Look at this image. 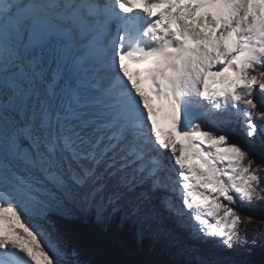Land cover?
<instances>
[{
  "label": "snow or ice",
  "instance_id": "6c2138e0",
  "mask_svg": "<svg viewBox=\"0 0 264 264\" xmlns=\"http://www.w3.org/2000/svg\"><path fill=\"white\" fill-rule=\"evenodd\" d=\"M236 125L264 148V0H0V264H253Z\"/></svg>",
  "mask_w": 264,
  "mask_h": 264
},
{
  "label": "rangeland",
  "instance_id": "374dc122",
  "mask_svg": "<svg viewBox=\"0 0 264 264\" xmlns=\"http://www.w3.org/2000/svg\"><path fill=\"white\" fill-rule=\"evenodd\" d=\"M229 134L231 135L232 141L237 143L239 142L240 145H242L244 148H246L252 157H254L256 164L264 166V148H261L259 145L252 146L244 137L243 134V125H236L234 126L233 130L229 131ZM243 141V142H241ZM177 206V205H176ZM178 207V206H177ZM237 211L241 214V217L246 219L247 217H252L253 219L251 221L247 220L248 222H253L262 225L263 233H264V202H253L252 205H247L243 203H238ZM189 225V224H188ZM255 230V228H254ZM188 231L191 232V229L188 228ZM241 235V233H240ZM242 239L243 236L241 235ZM264 239V235L260 236L259 238H255L252 241H247L246 244L242 245L243 249L238 250L240 252H243L245 248L251 249V255L247 258L250 259L253 256H256L257 249L260 248V245L262 243V240ZM239 246V245H238Z\"/></svg>",
  "mask_w": 264,
  "mask_h": 264
},
{
  "label": "trees",
  "instance_id": "16d2710c",
  "mask_svg": "<svg viewBox=\"0 0 264 264\" xmlns=\"http://www.w3.org/2000/svg\"><path fill=\"white\" fill-rule=\"evenodd\" d=\"M241 220L243 221V223L241 225L242 231L240 233L243 236V239H246V240L248 239L247 241H252L253 239L259 238L260 236L264 235L263 228L261 227L262 225L253 223V222H248L243 217H241ZM81 231L85 233H92L95 230L89 227L86 229H82ZM81 242L82 241L80 240L77 241V243H81ZM93 258H101V257H93ZM103 258H108V259H165L166 257L157 256L155 254H149L147 252V248H145L143 253H140V254L107 256ZM249 260L253 261V264H262V262H264V239L262 240L260 248L257 249L256 256L251 257Z\"/></svg>",
  "mask_w": 264,
  "mask_h": 264
},
{
  "label": "bare ground",
  "instance_id": "6f19581e",
  "mask_svg": "<svg viewBox=\"0 0 264 264\" xmlns=\"http://www.w3.org/2000/svg\"><path fill=\"white\" fill-rule=\"evenodd\" d=\"M132 71H136V69H132ZM158 119H163V123H164V125H165V127H169V125H168V123H167V120L165 119V116H164V113H161L160 114V116L158 117ZM162 121V120H161ZM234 129V126H233V128H231V129H229L228 131H230V130H233ZM241 142H243V141H241ZM238 144H240L239 142H237ZM205 148H207V145H205L204 146ZM188 163L190 164V165H195L194 163H197L196 161L194 162V161H188ZM224 166H227V161H225L224 162ZM164 195H167V196H169V198L171 199V194H169V193H164ZM172 204L176 207V208H180L182 211H184V213H185V215L181 218V222L184 224V225H186L187 227H186V229L185 230H182V235H187V233L188 232H190V231H188V228H190L191 229V231L192 230H194V229H196L197 227H198V225H197V222H195V221H193L192 219H190V214L189 213H186L187 212V210L186 209H183V207H180V205L182 206V201H181V203H180V201L179 200H176V199H172ZM178 207H177V206ZM209 219H211V218H209ZM189 224V225H188ZM198 234V233H197Z\"/></svg>",
  "mask_w": 264,
  "mask_h": 264
}]
</instances>
